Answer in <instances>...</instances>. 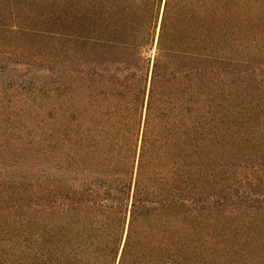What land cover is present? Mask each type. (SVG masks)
Segmentation results:
<instances>
[{
	"label": "trees",
	"instance_id": "obj_1",
	"mask_svg": "<svg viewBox=\"0 0 264 264\" xmlns=\"http://www.w3.org/2000/svg\"><path fill=\"white\" fill-rule=\"evenodd\" d=\"M79 1L48 128L25 137L43 151L0 114V211L30 213L42 264H264V118L243 134L245 115L220 117L234 99L215 91L264 0ZM237 139L251 145L238 174L220 162ZM231 215L238 240L211 232Z\"/></svg>",
	"mask_w": 264,
	"mask_h": 264
},
{
	"label": "rangeland",
	"instance_id": "obj_2",
	"mask_svg": "<svg viewBox=\"0 0 264 264\" xmlns=\"http://www.w3.org/2000/svg\"><path fill=\"white\" fill-rule=\"evenodd\" d=\"M262 7L264 8V3L258 6ZM80 8L79 0H0V114L6 120L5 129L18 131L21 143L30 142L32 157L38 156L36 154L43 151L44 145L37 148L40 135L37 138L33 133L30 138L25 137L35 128L47 130V116L51 114L47 104L49 90L61 92L64 62L71 55L69 52L76 48ZM254 16L251 20L259 19L256 14ZM259 20L260 27L254 26L253 29H244L242 32L240 50L243 53L232 55L236 60L237 55L240 56L239 59L243 61L223 66L226 72L231 71L226 73L228 78L225 85L215 88L222 97L231 96L234 99L231 104L218 108L220 117L232 113L245 115L244 119H240L242 122L235 123V126L240 124L237 128L246 130L243 134L255 132L264 118V84L259 78L260 75L264 77V32H260L264 30L261 27L264 25V17ZM251 39L257 43L255 48H247V42ZM235 43L238 44L236 41ZM227 86L232 89L226 90ZM216 108H212L211 114L217 112ZM234 122L229 125L221 121L219 124L228 130ZM241 142L238 139L232 144L227 141L230 147L225 149V154L229 156L220 160L237 169V174L245 168H242V162L245 164L250 161L245 160L243 155L250 153L251 145H243ZM262 150L263 148H256L252 153L259 154ZM232 154L235 155L231 156ZM234 156L236 159L232 158ZM33 162L35 163L34 160ZM239 181V176H236L235 182ZM230 191L228 188L227 199ZM210 195H214L213 190ZM228 205L229 202L225 208ZM232 208L229 210H233ZM30 222L31 215L26 210H19L17 213L13 210L0 211V263L42 264V259L35 254L38 251L37 244L28 240L34 231ZM240 223L237 215L218 217L211 226V232L218 230L223 239L238 240L230 230ZM252 236L259 239L263 235L253 231Z\"/></svg>",
	"mask_w": 264,
	"mask_h": 264
}]
</instances>
